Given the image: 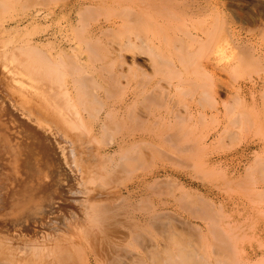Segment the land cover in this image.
I'll use <instances>...</instances> for the list:
<instances>
[{"label":"rangeland","instance_id":"374dc122","mask_svg":"<svg viewBox=\"0 0 264 264\" xmlns=\"http://www.w3.org/2000/svg\"><path fill=\"white\" fill-rule=\"evenodd\" d=\"M89 1L91 0H80L73 10L70 11V6H72L71 4L73 3V0H54L51 2L50 7L54 6L55 8L52 9H56L55 11L59 13L67 11L69 16L65 15L66 17H57V19L53 18V21L47 20L41 22L42 24L40 23V25L34 24V27L29 25L27 31L28 39H41V43L39 44L43 45L45 51L51 52L56 58H60L62 55L61 58L73 62L77 59L76 56H81L86 50H88L83 42H79L78 45L75 46L74 52L62 51L58 54L53 48L54 46L47 45L48 41L45 39L50 37L49 43L52 44H54L57 39L62 38L76 41L77 38L74 37H76L75 31L77 29L78 31L82 30V37L84 33L83 29H86L88 26H91L90 28L88 27L89 30L103 26L104 23V26H107L108 23L110 25L114 23H122L123 26H125V20L128 17V19L132 20V24L130 23L131 21L127 19L129 21L126 20L127 25L129 23L134 25V19H131L130 16H133L132 18H134L137 12L143 11L144 13L152 15H155L156 11L160 12L162 17H160L157 21L158 23H155L152 26L153 28L151 27V30L149 29V31L153 32L154 29H159L164 24L166 25H164L165 29H170L168 30V34L170 35L165 36L164 34V36L159 39L161 42L159 40H156L155 42L156 44L159 42L158 44L165 46V48H167L166 50H170V54H173L172 58L175 59L174 61L177 60L176 62L179 63L180 66L182 65V67H180V72L182 71V68H184V70L177 74V78L167 81V79H163L161 75L158 74L157 76L153 71L150 64L151 62H149L150 57L146 56V54L139 53V56L137 57L139 58L141 66L140 72L138 71L139 73L137 72V74H134L136 72H130L131 74L128 80L122 79V83L124 82L122 86H126L127 88V86L130 87L131 85V89L136 88V90H143L142 88L150 81L149 85L153 84L156 86L158 93H164L165 95L167 93L170 101L168 97L165 96L168 100L164 98L163 103L160 105L163 109L158 105L156 106L155 103H152L154 98L157 101V98L153 95H141L142 97L140 96L139 98L141 100H138L136 104L138 107L137 112H140L139 115L141 116L135 118L133 122L137 123L140 121L144 126V122L148 120V113L146 114V111L152 108H159L156 113L160 112L159 115L162 113V116H160V121H163L162 124L165 121L169 123L172 133L177 132L179 134V138L184 142L183 146H186V149H190L187 150L190 154L185 155L182 153L181 155V153L178 152L179 150H177V146L175 147V151H168L161 148H156V150L153 149L155 150L154 154L151 149L143 148V150L140 151L137 149L132 153L135 160L126 168L125 161L122 160L121 154L117 151V143L120 142V138H123V132H127V130L123 127L117 128L115 125H112L110 130H103L101 128V124L103 123L102 119L106 117V107L103 109L99 108V112L93 110L94 115H90L87 110L91 108V104H82L81 106H78V109L81 112L82 124L79 125L76 123L78 129L75 131L67 128L59 116H55L49 112V110L42 108V106H39L36 101L28 96L30 92H33L34 88H29V90L26 91L15 86L11 74L8 72L4 61L2 60L3 52L0 50V96L3 99H9L18 112L26 116L30 122L38 123L45 130H52L55 132L54 124L58 123V125L69 134L81 135L75 142L78 147L76 148L77 150L75 149L74 151L75 156L73 155V160L75 159V163L77 162L76 164L78 168H80L79 173H77L78 170L77 172L75 171L76 174H78L77 177L79 178V182L73 188H71L72 186L66 188L67 193L65 198L68 200L65 203H63V199L60 200L62 204L68 206L65 208L66 210L63 211L62 216L60 215L61 218L59 217L62 220L59 225V229L61 230L51 233V235L47 232L43 237L39 231L40 229L38 230L39 227H33L36 228L37 231L36 229H34V231L30 228L25 234L17 235L14 239L18 238V244H27L30 245L27 247H33L34 249L38 247L43 248V246L45 247V251H41V255L39 254L40 259H35V254H33L32 257L36 260L34 264H131L129 262L137 253L146 255L148 254L146 252H149L153 244H157L158 242V245L160 244L159 246L162 249V247H167L169 242L171 244L175 239H178L179 242L185 243V245L187 244L188 246L190 243L196 242L195 248L198 244L203 248L199 247L200 249H206L205 252L206 254L208 253L209 257L217 254V258L220 252L223 253L226 251L224 249L222 252L220 249L222 241L223 245L225 243L228 245L229 243L234 242L237 244L234 245L236 247L238 246V252L245 251V255L242 254L244 260L242 258L240 262L236 264H264V179H262L261 176V170L264 169V0H173L174 2L168 0L167 7L169 8L165 5L167 0H146V3L144 2L142 5H140V1H136L139 3L138 6L142 7L141 9L137 8L138 6L135 4L136 2L133 4L130 0H126L127 2L124 0L123 2L121 1L122 4L127 5L126 8L124 7L126 5L122 6V4H114L110 6V3L108 2L109 0H92L100 2L98 4L99 6L95 5L99 8L96 9L94 6V11L91 13L93 15H90L91 18L89 17L90 19H87L84 16L88 15L85 11L87 8L86 2ZM106 1L107 3H105ZM130 2L132 3L133 8ZM154 2L158 3L156 4ZM53 3L54 5H52ZM159 3L162 5L160 6ZM106 4L109 5L106 6ZM136 8L137 10H135ZM128 10L130 11L127 12ZM214 10L215 12H213ZM24 11L27 12V9H24L23 11L20 10L18 12L19 15L23 16ZM183 15H185L184 19L181 18L184 17ZM208 15L214 20H210ZM54 17L56 18V16ZM67 17H69V19ZM122 17L123 19L125 18L124 21L122 20L123 22L120 20ZM68 20L71 21H69L70 24L67 22ZM172 20L173 22L175 21V24H173ZM182 20L188 22L186 23L188 25L186 26ZM169 21H171L172 24ZM167 24L171 26L168 27ZM36 26L38 27L35 28ZM133 27L134 26H132V28ZM187 27L188 29L190 28V31H188L192 34L187 31ZM202 27L203 30H200ZM205 27L208 31L204 29ZM216 30L218 31L217 34ZM155 32H157V30H155ZM211 34L212 36H210ZM215 34L219 36V39H217L215 44H218V46H214V42H212L210 48L206 49L205 47L208 40H211L212 37L216 36ZM171 35L179 36L186 42L190 40L189 46L187 47L188 49L190 48L192 53L190 61L186 59V51L179 50L178 52V49L172 48V45L169 42V36ZM184 36L186 39L183 38ZM188 36H190V38ZM53 37L54 39H51ZM125 37L126 36H122L121 38L125 41ZM204 37L206 44L202 45L201 43H203L202 41H204ZM55 39L56 41H54ZM114 46L118 47V45ZM168 46L172 50L169 49ZM191 47H194V49ZM147 49L149 50V48ZM173 49H175V53L172 52ZM180 51L182 52L180 53ZM133 53L126 52L125 57L128 62L132 60ZM249 53L252 56L248 55ZM219 56L222 58V68H224L222 70L218 69L212 71L207 65H209L211 60H214ZM202 64L208 69L207 71L212 74V77L210 74V78L208 77V80L205 78V80H203L204 82L196 77L199 75L195 71L196 68ZM128 65H125L126 69L128 68ZM95 67H100L99 58L94 59L91 63V72L93 74L97 73V68L95 69ZM183 73L185 75H183ZM186 74L194 75L193 79L196 80V82L199 80L201 83V85L198 86L200 87L199 89H196L197 84L188 85V79H192V75L188 78ZM74 75L77 79V74L74 73ZM81 76L82 75L80 74V77ZM107 76H105V79L110 77L109 74H107ZM182 76L186 78L184 79ZM68 79V81L66 80L67 82L62 85L61 90L63 92L69 91L68 93H71L74 98L75 95H77V86L72 77H68ZM171 82L174 84L171 85ZM175 83H178L176 84V87ZM85 84L86 86L90 85L89 81H86ZM84 85L78 86L80 87L81 93L86 90V86ZM66 86L68 87V91ZM177 88L178 90H176ZM190 88L191 91L193 89L194 91L190 92V90H188ZM204 89L211 92L210 100L212 103L206 98L201 102L200 99H202V92H206ZM120 90L121 87L117 88L114 86L110 87L107 91L100 90L99 95L105 102L112 104L115 103L114 99L121 97ZM176 93L177 95H175ZM196 93L197 95L200 94L195 96ZM212 93L215 95L213 94L212 96ZM213 97H215V100ZM166 103L169 104V108H171L170 110H174V108L177 107L175 108L176 114L174 112L172 113L173 115L166 113ZM96 106V104L93 105L94 108H97ZM199 108L205 111L202 113ZM218 108L220 115L217 111ZM179 110H182L180 114L184 112L186 118H188L187 123L189 122L191 124L188 123L187 126H185L182 120L176 117L179 114ZM99 114L100 116H98ZM163 114H167L165 118H163ZM173 116L176 118H173ZM85 119L87 121H85ZM170 119L173 120L174 123ZM127 121L125 125L133 124L131 118L128 117ZM136 127L137 126L134 125L133 129ZM141 154L143 155L140 156ZM21 164H23V162ZM16 166L17 165L12 166V169L14 167L13 175L18 172V167L16 168ZM256 166L259 168L257 169ZM62 171L65 173V168H62ZM81 171L83 174H81ZM157 172L159 173L157 174ZM65 175L67 174L65 173ZM19 179H21V176H19ZM140 179L142 182H145V186H141L144 191H147V185L154 181V186L149 189L150 192L148 191L149 193L147 194H149L151 199L156 202V205L158 204L161 206L159 208L161 210L158 209L159 211L157 210V214L155 215V227L145 231H141L138 228L137 230H133V228H131L133 227L135 217H151L149 214L152 215V208L146 201L148 197L147 194L143 196L145 200L141 199L142 197L136 199L135 196H132L133 193L131 192L135 189V183L139 182ZM1 182H3V180ZM141 187L139 190H142ZM12 189L1 191V194L5 193V196L2 195L5 197L3 198L5 201L11 196ZM73 190L77 193L81 191V193L77 194L75 192L74 195H72L71 192ZM130 194H132V197ZM69 203H71V205L73 204L71 209ZM164 204L166 205L164 206ZM93 208H95L96 211V215H94L95 218L94 216H89L90 218L87 217L89 214L87 211L91 212L93 211ZM215 208H217V210ZM65 211H67V214L72 217L64 214ZM216 211L219 213H216ZM218 216H220V220ZM50 219L53 226L58 227V224L53 221V217ZM212 219L216 221H213ZM220 221H224L225 223ZM130 222H132V225ZM209 223L216 226L217 231L220 233L219 237L217 236L216 238L215 234L208 232L209 235L204 234V236L206 235L207 237H203L205 240H202L203 238L200 236L201 229L204 231V226L206 225L210 229L209 226H211V224ZM217 223L218 225L221 223L220 226L223 224L221 226L222 230H225L228 227V230L226 229L228 232L222 230L219 231L220 227L217 226ZM227 224H229V226ZM230 227H232V229ZM130 230L133 232L139 230V238L132 240V234L129 233ZM222 232L225 233L223 234ZM203 233L204 232H202V236ZM205 233L207 232L205 231ZM221 233L226 236V240L228 238L227 241L225 240L224 242V240H221L223 239L220 237L222 236ZM169 234L170 236H167ZM175 234L178 235L177 237H179V235L181 237L182 235V237L186 238H176ZM22 236L25 238L27 237L26 240H24V237L21 239ZM126 236H128V239ZM189 238H191V241ZM232 238H235L236 241H234L235 239L232 240ZM216 239L219 240L217 241ZM181 240H184V242ZM228 241L229 243H227ZM13 245L16 247L17 243H14ZM204 245L206 247H204ZM230 245L232 246V244ZM19 247L20 246H18V248ZM222 247L225 248L226 245ZM228 248V257L230 255L236 256L238 254L237 251ZM30 249L32 248H29V251H31ZM214 250L215 253L212 254ZM26 254L28 255L30 252H26ZM31 255L32 254H30V256ZM220 257H222V254H220ZM127 258H130L131 260L128 261ZM215 259L216 258H211L210 260ZM237 259L239 261V258ZM23 262V260L19 261V264L28 263Z\"/></svg>","mask_w":264,"mask_h":264},{"label":"bare ground","instance_id":"6f19581e","mask_svg":"<svg viewBox=\"0 0 264 264\" xmlns=\"http://www.w3.org/2000/svg\"><path fill=\"white\" fill-rule=\"evenodd\" d=\"M53 1L54 0H0V50H2V52H3L2 60L4 61V64H5L6 68L8 69V72L11 74L12 81L14 82L15 86L21 90H26V91H28L29 88H34L33 92H30L28 94V96L31 99H33L34 101H36V103L39 106H42V108L49 110V112H51L55 116H59L61 118V120L63 121V123L65 124V126L71 130H74V131L78 129L76 123H78L79 125L82 124L81 112L79 111L78 106H81L82 104L83 105L84 104L85 105L91 104V106H90L91 108L87 110L90 115H94V111L99 112L100 111L99 108L103 109L106 107L107 108L106 109V117L103 119L99 117L103 121V123L101 124L102 125L101 128L103 130L104 129L110 130V128H112L111 126L115 125V127H117V128L123 127L125 130H127V132L126 131L123 132L124 136L121 135V136H123V138H120L121 139L120 142L117 143V151H119V153L121 154L122 160L125 161L126 168L129 167L133 163V161L135 160L132 156V153H134L137 149H139L138 151L143 150V148H146L149 150L151 149L153 154H154V151L156 150V148H161V149H165L168 151H171V150L175 151L176 150L175 147L177 146L178 147L177 150H179L178 152H180L181 155H182V153H184L185 155H189L190 153L187 150H190V149H186L185 148L186 146L185 147L183 146L184 142L181 140V138H179V134L177 132L172 133V129H170L169 123L167 121H165L163 124H162L163 121L162 122L160 121V116H162V113H161V115H159L160 112L156 113V111L159 108H155V109L152 108V109H149L146 111V114L148 113V120L144 122L145 123L144 126L142 125V123L140 121L137 123L133 122V120H135V118H138L139 116H141V115H139L140 112H137L138 107L136 106L137 101L141 100V99H139L141 95H143V96H144V94L153 95L154 97L157 98V101L154 98L152 103H155L156 106L157 105L160 106L163 103L164 98L166 99V97H168V94L166 93V95H165L164 93H158V91H157L158 89L156 86H154L153 84L152 85L154 87L152 85H149L150 81L146 86H144L142 88L143 90H140V89L136 90V88L131 89L130 88V87H132L131 85H130V87L127 86V88H126V86H122L124 83V82L122 83V79L128 80L130 77V74H131L130 72H132V73L136 72L134 74H137L138 71L140 72L141 66L139 63V58L137 57V56H139V53L140 54H146V56H149L150 57L149 62H151L150 64L153 68V71L157 74V76L159 74V75H161V77L163 79H167V81L170 79H173V78H177V74L181 73L184 70V68H182V71L180 72V67H182V65L180 66L179 63L176 62L177 60L174 61L175 59L172 58L173 54H170V50L169 51L166 50L167 48H165V46L158 44L159 42H157V44L155 42L156 40L161 39L162 36H164V34H165V36L170 35V34H168V30H170V29H168L167 27H166L167 29H165L166 25L164 24L165 26L162 25L163 28L160 25L161 27L159 29H154L153 32L149 31V29L151 30V27L155 23H158L157 21L160 19V17H162L161 13L156 11V14L152 15V14L144 13L143 11L142 12L139 11L135 14L134 18H132L133 16L132 17L130 16L131 19H134L133 20V22L135 23L134 25H131L132 20L128 19L129 17L126 18V20L128 19L131 21L130 22L131 24L130 23H129L130 25L128 24L129 26L127 25L128 20L127 21L125 20V22H126L125 26H123L122 23L121 24L119 23L120 24L119 25L117 23L112 24V22H111L112 25H110L108 23L107 26H104V24H105L104 23L103 26L99 25L100 27H97V28L91 29V30H89V28L91 26L90 27L88 26L89 28L87 27L88 28V29L86 28L87 30L85 28L83 29L84 33H83L82 37H81V31L82 30H79L80 31L79 32L77 29L75 31L76 37H74V38H77L76 41L67 40V39L62 38V39H57V41L55 39L54 41H56V42H54V44H52V43H49L50 37L45 39L48 41L47 45L49 44L51 46H54L53 48L57 51L58 54H59V52H62V51L74 52L75 46H77L79 42H83L86 45L88 50H86L84 52L85 55L82 54L81 56H76L77 59H75L72 62V61H68L65 58H61L62 55L60 58H56L52 55L51 52L45 51L43 45L39 44V43H41V39H39V40L28 39L27 31H28L29 25H31V26H33L34 24L40 25L41 22H45L47 20L53 21L54 19H57V17H66L65 15L69 14L67 11H66L67 13L66 12H60L59 13V12L55 11L56 9L55 10L52 9V8H55L54 6L50 7L51 2H53ZM107 1L105 3H107ZM121 1L123 2V0H109L108 2L110 3V6H112L114 4L121 5L122 4ZM124 1H126V0H124ZM130 1L133 4L136 1H140V5H142V4H144V2L146 0H130ZM161 1H164V0H161ZM78 2H80V0H73V3L71 2L72 6H70V4H69V6L71 7L70 11L73 10V8L76 6V4H78ZM169 2H171V1H169ZM172 2H174V1L172 0ZM99 3L100 2H98V1H92V0L89 2H86L87 8H86L85 12L88 15L84 16V17L87 19L89 17L91 18V16L93 15L91 13H92V11H94L93 7L95 5H98ZM132 3H131V6H132ZM154 3H156V2H154ZM135 4H137V6L139 5V3H137V2ZM52 5H54V3ZM107 5H109V4H106V6ZM123 5H126V4H122V6ZM159 5H160V3H159ZM163 5H164V3H163ZM165 5H166V7L168 6V0H167V3ZM98 6L97 7L95 6V8L96 9L99 8ZM124 7L126 8L127 5ZM79 8H81V7H79ZM129 8H131V7H129ZM132 8H133V6H132ZM137 8L141 9L142 7L138 6ZM137 8L135 10H137ZM167 8H169V7H167ZM24 9H27V12L24 11L23 16L19 15L18 12L20 10L23 11ZM65 9H66V7H65ZM158 9H159V7H158ZM130 10H132V9H130ZM130 10H128L127 12H129ZM165 10H167V9H165ZM213 12H215V10ZM124 14H126V13H124ZM162 14H163V12H162ZM54 16H56V18ZM180 16H182V15H180ZM183 16L184 17H181V18L184 19L185 15H183ZM67 18L69 19V17H67ZM197 18H199V17H197ZM209 18H210V16H209ZM124 19L122 17L120 20L124 21ZM211 19H213V18H210V20ZM69 21L70 20H68L67 22L69 23ZM186 21H188V20H186ZM169 22L171 23V21H169ZM172 22H173V20H172ZM182 22H184V20H182ZM184 23L186 26L188 25V24H186L188 22H184ZM173 24H175V21L173 22ZM86 25H88V24H86ZM31 26H30V28H31ZM132 26H134V27L132 28ZM170 26L168 25V27H170ZM37 27L38 26H36L35 28H37ZM72 27H73V25H72ZM154 28H156V27H154ZM189 29L187 27V31ZM204 29H206V27ZM155 30H157V32H155ZM200 30H203V27H202V29L200 28ZM217 30H218V27H217ZM217 30H216V34L218 32ZM189 33H191V32H189ZM212 34H214V33H212ZM212 34L210 36H212ZM176 35L169 36V38H170L169 42L172 45V48L178 49V52H179V50H182L184 52L186 51L185 52V54L187 56L186 59L188 61H190L192 53L190 51V48L189 49L187 48L189 46L190 40L187 38L189 41L186 42L184 39H182L181 37L176 36ZM122 36H126L125 41L121 38ZM188 37L190 38V36H188ZM197 37H199V36H197ZM183 38L186 39L185 36ZM51 39H54V37ZM167 39H168V37H167ZM217 39H219L218 35L212 37L211 40H208V43H207L205 48L206 49L210 48L212 42H214V46H218V44L215 45L217 42ZM196 40H199V39H196ZM202 42H203V43H201L202 45L206 44L205 37H204V41H202ZM114 45H118V47H116ZM51 46H50V48H51ZM166 47H167V45H166ZM144 48H146V49H144ZM147 48H149V50ZM168 48H169V46H168ZM191 48L194 49V47H191ZM169 49H171V48H169ZM175 49H173V51H172L173 53H175L174 52ZM56 51H55V53H56ZM182 51H180V53ZM126 52H130V53L135 52V53H133L132 60H130L129 62L126 60V57H125ZM248 55L252 56L250 53ZM96 58L100 59V67H98V68L95 67V69L97 68V70H96L97 73L93 74L91 72V69H92L91 63ZM182 62H184V61H182ZM125 65L126 66L128 65L127 69L125 68ZM222 66H223L222 65V58L220 56L215 58L214 60H211L209 65H207V67H209V69H211L212 71H216L218 69L222 70L224 68V67L222 68ZM184 67H185V64H184ZM207 70L208 69L205 68L203 64L198 66V68H196L195 71L199 76H196V77H198V79L200 78L202 81L205 80V78L208 80V77L210 76L211 73H209ZM190 71H189V74H190ZM74 73L77 74V79H76V77H74L75 76ZM80 74L82 75L81 77H80ZM107 74H109L110 77L105 79V76H107ZM189 74H186L188 76V78L194 73H192L191 75H189ZM183 75H185V74L183 73ZM138 76H139V74H138ZM68 77H72L74 79L76 86H77V88H76L77 95H75L74 98L72 97L71 93H68L69 91H68L67 86L66 87H67L68 92H63L61 90L62 85L69 80ZM182 77L184 78V76H182ZM191 77H192V79L187 78L188 79V85L197 84L196 89H199L200 87H198V86H200L201 83L199 82V80L196 82V80L193 79L194 75H192ZM211 77H212V74H211ZM159 78H160V76H159ZM86 81H89L90 85L86 86V84H85ZM172 84H174V83L171 82V85ZM176 84H178V83H175V87H176ZM81 85L86 86V90H84V92L82 91L83 93H81L80 87H78ZM141 85H143V84H141ZM114 86H116L117 88L121 87V90H120L121 97H117L116 99H114L115 103L108 104L107 102H105L103 99L100 98L99 91L100 90L107 91L110 87H114ZM182 86H184V85H182ZM190 87H194V86H190ZM168 89H169V87H168ZM176 90H178V88ZM188 90H190V92L194 91V89L191 91V88ZM204 90L206 91L207 89H204ZM197 91H195V92H197ZM197 93L195 94V96H198L200 94L199 93L197 95ZM210 93L211 92H209V91L202 92V99H200L201 102H203L205 100V98L210 100V97H211ZM213 94L214 93H212V96H213ZM175 95H177V93ZM102 96H103V94H102ZM215 97H213L214 100H215ZM149 99H150V97H149ZM168 99H169V97H168ZM168 99H166V100H168ZM169 101H170V99H169ZM39 102H41V103H39ZM108 102H110V101H108ZM92 103H94V104H92ZM211 103H212V101H211ZM95 104L97 105L96 106L97 108L93 107V105H95ZM220 105H221V103H220ZM152 107H154V106H152ZM190 107H192V106H190ZM149 108H151V107H149ZM161 108L163 109V107H161ZM175 108H177V107H175ZM175 108H174V110H170L171 108H169V104L165 105L166 113H169L171 115H173L172 114L173 112L174 113L176 112ZM216 108H217V105H216ZM187 109H188V107H187ZM190 111H189V113H190ZM201 111L203 113L205 110L204 111L201 110ZM217 111L220 115L219 108L217 109ZM102 112H103V110H102ZM180 112H182V110L181 111L179 110V114H178L179 116L177 115L176 117L180 118L182 120V122L185 124V126H187V124L189 123V122L187 123L188 118H186V115L184 114V112L181 114H180ZM195 112H193V113H195ZM164 114H163V116H164L163 118H165L167 115V114L166 115H164ZM40 115H41V113H40ZM98 116H100V114ZM128 117L132 119V122H133L132 125L131 124L125 125ZM174 117L175 116H173V118ZM167 118H168V116H167ZM217 118H218V116H217ZM85 121H87V120L85 119ZM171 121L174 123L173 120H171ZM171 121H169V122H171ZM189 124H191V123H189ZM134 125L137 126L135 129H133ZM54 127H55L54 128L55 132H53L52 130L48 131V130H45L44 128H42L38 123H33L32 121L30 122V120L26 116H24L22 113L17 111V109L13 106V103H11L9 99H3L0 96V151H1V154H0V195H1L0 196V264H19V261H22V260L24 262H28L27 264H32V263L34 264L36 262L35 259L39 258V254L42 253L41 251H45L44 246H43V248L38 247V248L34 249L33 247H27V246H30L27 244L21 243L23 246L18 244V241H19L18 238L14 239L17 235H23L26 233V231H28V229L32 228L34 230L37 227H39L38 230L40 229L39 231L41 232V235H43V237L45 236V234L47 232L50 233V235H51V233H55L56 231L58 232V230H61V229H59L60 228L59 225L62 221L60 219L61 218L60 215L62 216L63 211L66 210L65 208H67L68 206L62 204L60 200L63 199L64 200L63 203H65L68 200L67 198H65V195L67 193L66 188H68L69 186H72L71 188H73L79 182V180H78L79 178L77 177L78 174H76V172L78 170L77 173H79L80 168H78V166L76 164L77 162L75 163V159L73 160V157L75 156L74 151L78 147L75 142L77 141V139L81 135L80 134L79 135L69 134L60 125H58V123L54 124ZM186 128H188V127H186ZM184 130H187V129H184ZM177 131H178V129H177ZM186 133H187V131H186ZM177 139H180V140H177ZM114 144H116V143H114ZM112 146H113V143H112ZM150 147H153V148H150ZM153 149H155V150H153ZM142 155L143 154H141L140 156H142ZM152 156H154V155H152ZM192 159H193V157H192ZM22 162H23V164H21ZM258 164H259V162H258ZM14 165H17L16 168L18 167L17 171L19 172V174L17 172V173H14V175H13L14 167L12 169V166H14ZM62 168H65V173L67 175H65V173H63ZM256 168H257V166H256ZM61 171H62V173H61ZM259 171H260V169H259ZM261 171H262L261 172L262 173V175H261L262 179H264V169H262ZM164 172H166V171H164ZM158 173L159 172H157V174ZM81 174H83L82 171H81ZM152 175H154V174H152ZM163 175H164V173H163ZM19 176H21V179H19ZM150 176H149V178H150ZM157 176L160 177L159 175H157ZM170 176H168V177H170ZM15 177H17V178H15ZM141 179H143V178H141ZM141 179L139 180V182L135 183V189H133L134 191L131 190V191H133V192H131V193H133V195L130 194V196L131 195L135 196L136 199L142 197L141 199L145 200V198H143V196H145L147 193L150 192L149 189L152 188L155 183H154V181L150 182L147 185L148 190L146 188L147 191H144L142 187L145 186L144 185L145 182L144 181L142 182ZM2 180H3V182H1ZM12 186H13V189H12ZM140 187L142 190H139ZM131 188H133V187H131ZM6 189L7 190L12 189L11 196L8 198L9 201L8 200L5 201L3 199L5 197H3L2 195H4L5 193L2 192L3 194H1V191L2 190L4 191ZM74 190L71 192L72 195H74V193L76 192V191L74 192ZM127 192H128V190H127ZM80 193H81V191L77 194H80ZM147 195H148V197H147L146 201H147L148 205L152 208L151 209L152 215L149 214L151 217L141 216V217H135V218L132 216L134 218L133 227H131V228H133V230H137V228H138L141 231L142 230L145 231V230L153 229V227H155V221H154L155 215L157 214V210L161 206H159L158 204H157L158 205L157 206L156 202H154L151 199V196H149V194H147ZM1 198L4 201H2ZM69 205H70V209H71L73 204L71 205V203H69ZM165 205L166 204H164V206ZM213 206H214V204H213ZM165 208H167V207H165ZM215 209L217 210V208H215ZM159 210H161V209H159ZM87 213H89L87 215V217L96 215L95 214L96 213L95 208H93V211H91V212L87 211ZM216 213H219V212L216 211ZM64 214H67V211H65ZM67 215H69V214H67ZM143 215H144V213H143ZM51 217H53V221L56 224H58V227L53 226L52 221L50 219ZM70 217H72V216H70ZM94 218H95V216H94ZM218 218L220 220V216H218ZM75 220H77V219H75ZM131 220H132V218H131ZM212 220L216 221L214 219H212ZM66 222L69 223L68 221H66ZM220 222H222V221H220ZM130 224L132 225V222H130ZM209 224H211V223H209ZM220 224L218 225V223H217V226L220 227L219 231L222 230L221 226L223 225L222 224L220 226ZM207 225H208V223H207ZM207 225L204 226L205 227L204 231H202V229H201L200 236L202 238L207 237L206 235L208 234V232H212L213 234H215L216 238H217V236L219 237L220 233L217 231L216 226L211 224V226H209L210 227V229H209L207 227ZM227 225L229 226V224H227ZM231 225H232V223H231ZM33 227H36V228H33ZM230 228L232 229V227H230ZM226 229L228 230V227ZM226 229L222 230V231H226ZM211 230H213V231H211ZM233 230H234V228H233ZM36 231H37V229H36ZM205 231L207 233H205ZM139 232H140L139 230L136 232H133L132 230H130L129 233L132 234L131 239L136 240L137 238H139V235H140ZM202 232H204L203 236H202ZM226 232H228V231H226ZM229 232H231V231H229ZM234 232H235V230H234ZM222 233L224 234L225 232H222ZM177 234H178V232H177ZM204 234H206V235L204 236ZM223 234L220 237L223 238L221 240H224V242H225L226 236ZM175 235H172V236H175ZM167 236H170V234ZM177 236L178 235H176V238H180V239L186 238V237H182V235H181V237H180V235H179V237H177ZM232 236H233V234H232ZM23 237L24 236H22V238L21 237L20 238L23 239ZM126 237L128 239V236H126ZM228 237H229V235H228ZM237 237L239 238L238 235H237ZM26 238L24 240H26ZM168 239H169V237H168ZM189 239L191 241V238H189ZM233 239H235V238H232V240ZM200 240H201V238H200ZM202 240H205V238H203ZM221 240H220V243H221ZM227 240H228V238H227ZM31 241H32V239H31ZM58 241H59V239H58ZM181 241L184 242V240H181ZM234 241H236V239ZM237 242H238V239H237ZM14 243H17V246H16L17 248L14 247V245H13ZM222 243H223V241H222ZM222 243H221L220 249L222 252L224 251V249L226 251L221 253L219 251L220 249L218 248L219 249L218 251L220 252L218 254L219 259L217 258V254L209 257L208 253L206 254V252H205L206 249L202 250L203 248L201 246H199L198 244L196 245V248H195L196 242L190 243L192 245H190L188 243L189 244V246H188L187 244L185 245V243L179 242L178 239L173 240L171 244L169 242L167 247H162V249L159 246L160 244L158 245V242H157V244H153V246L151 247L149 252H146L148 254L142 255V254L137 253L136 255L134 254L135 256L132 258V260L130 258L129 259L127 258V259H128V261L131 260L129 262L131 264H236V263H239L242 258L244 260V257L242 256V254L245 255L244 254L245 251L244 252L243 251L238 252L237 251L238 246L236 247L234 245L236 243H234V242L229 243V241L227 242V243H229L228 245L226 243L223 245ZM136 244H138V243H136ZM193 244H194V246H193ZM209 244H206V245H209ZM230 244H232L233 248ZM31 245H33V244H31ZM161 245L164 246L163 244H161ZM225 245L227 248L229 247V248L237 251L238 254L237 255L235 254L236 256L230 255L228 257L227 248L222 247ZM18 246H20V247L18 248ZM149 246H151V245H149ZM199 247H201L202 249H200ZM204 247H206V246L204 245ZM29 248H32V249H30L31 251H29ZM213 249H212V251H213ZM208 250H207V252H208ZM203 251H204V253H203ZM26 252L27 253L30 252V254H32V255L31 256H30V254L27 255ZM214 253H215V250L212 254H214ZM33 254H35L34 255L35 259H34V257H32ZM129 254H131V253H129ZM220 254H222V257H220ZM224 254H226V255H224ZM213 256L216 259L210 260L211 258L214 259ZM237 258H239V261ZM30 260H33V261H30ZM50 260H51V258H50ZM44 264H46V263H44ZM126 264H128V263H126Z\"/></svg>","mask_w":264,"mask_h":264}]
</instances>
